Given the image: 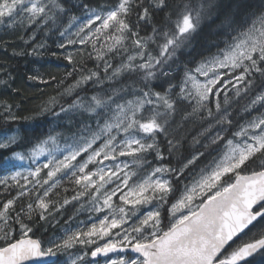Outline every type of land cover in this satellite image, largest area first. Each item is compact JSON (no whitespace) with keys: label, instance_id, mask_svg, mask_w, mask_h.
I'll list each match as a JSON object with an SVG mask.
<instances>
[{"label":"snow or ice","instance_id":"obj_1","mask_svg":"<svg viewBox=\"0 0 264 264\" xmlns=\"http://www.w3.org/2000/svg\"><path fill=\"white\" fill-rule=\"evenodd\" d=\"M78 7L85 10L86 16L82 20L71 17L60 31L58 48L64 50L63 58L75 66L80 61L67 49L91 46L87 55L89 59L94 56L98 64L95 71L83 74L82 70L65 94L72 95L89 82L111 84L86 103L77 95L67 109L61 106V113L80 109L88 121H95V127L80 122L82 127L70 138L71 143L65 142L62 158L52 157L26 176L19 172L12 175L18 185V178L25 185H34L35 199L26 208L15 207L18 197L0 204V264H85L84 257L89 254L92 258L107 257L106 264H264V114L240 125L238 121L234 124L228 111L229 92L236 97L248 95L254 77L264 78V16L260 17L259 28L252 24L234 29L235 34L215 56L199 63L190 61L195 66H185L183 77L174 83L177 76L173 72H179V68H173L177 53L196 32L199 12L193 16L187 6L178 5L166 27L153 26L152 34L142 37L141 22L152 23L153 10L167 9V0H148L147 6L145 0H116L99 11L87 4ZM68 11L60 0H0V24L13 27L27 20V26L34 28L49 21L54 24V12L58 15ZM134 12L137 19L132 22ZM35 39L34 32L25 44ZM38 50H45V45H34L27 54H37ZM116 57L120 62L114 65L111 60ZM127 78H133L131 84L124 83ZM28 79L48 83L38 74ZM0 85L7 86V81L0 80ZM158 86L162 91L154 90ZM257 104L264 108V94L256 96L247 111L250 113ZM2 107L0 118L4 123L21 119L13 112V105L4 103ZM205 113L216 125L215 134L202 145L205 151L196 150L190 158L183 157L176 167L165 163L152 167L147 161L149 155L154 154L160 162L166 160L161 137L167 141L166 150L171 156L174 143L169 137L176 116L180 114L182 121H187L197 116L204 119ZM212 126L210 123L205 132ZM24 139L19 129L0 131V170L15 168L14 161L25 159L17 150ZM49 142L55 143L56 137L49 135L40 141L31 155L39 157ZM206 156L210 159L201 165ZM125 157L151 170H128V164L120 159ZM45 169L46 178H42ZM58 173L70 176L79 186V195L93 198L94 211L108 210L110 215L99 219V226L92 223L87 230L44 240L35 237L33 212L40 210L39 220L51 214L52 201L47 198L55 183L47 189L44 185ZM181 181H186L183 190L176 187ZM110 184L115 186L108 188ZM118 193L123 206L115 208L113 197ZM30 195L32 192L24 190L18 194ZM165 204H169L167 223L161 214ZM145 205L150 206L148 210L136 215ZM129 212L135 217L131 224ZM253 228L256 231L247 240L235 239ZM114 229L119 230L114 233L118 239L113 238ZM104 237L108 240L97 244ZM77 245L89 251L72 259L71 250ZM88 264L99 262L94 259Z\"/></svg>","mask_w":264,"mask_h":264},{"label":"trees","instance_id":"obj_2","mask_svg":"<svg viewBox=\"0 0 264 264\" xmlns=\"http://www.w3.org/2000/svg\"><path fill=\"white\" fill-rule=\"evenodd\" d=\"M60 2L69 11L67 14L60 13L58 15L54 12L53 15H55L56 19L54 24L49 21L47 25L42 24L34 28H25L19 25L13 27L4 25L0 28V80L7 81V86L0 85V112H3L2 105L8 103L13 105V112L21 117V119L9 123H4L3 119L0 118V131L19 129L20 135L25 138L24 142L17 149L21 152L31 149L49 135H74L82 127L81 121L88 122L87 117L81 115V112H72L58 116L54 115V113H57V110L53 111L50 109L48 112H42L41 109L48 104L47 101L50 98L57 96L75 83L80 78L82 70L83 74H87L89 70H97L98 61H96L94 56L89 59L87 55L92 51L91 46H82L73 52L76 59L80 61L75 66L69 64L63 58L61 53L64 50L58 48V44L62 39L60 31L69 24L71 17H80L85 14V10L78 7V5L87 4L91 9L101 10L110 7L116 0H60ZM167 2L169 4L168 10H153L152 23L144 24L141 22L140 35L142 37L151 35L153 26L166 27L169 15L176 10L178 5L182 7L187 6L193 16L197 12L200 13V24L196 32L193 34L190 42L177 53L178 60L173 65V68H179V72H173V75L177 76V80L173 81L174 83L183 77L185 66H195L190 61L199 63L206 58L215 56L220 49L225 47V42L229 40V37L235 34L234 29L239 30L241 27L256 24L264 14V0H167ZM147 5L148 0H145V6ZM130 19L132 22L136 21L135 12ZM172 19L174 20L175 17L173 16ZM232 21L235 22L232 23ZM34 32L36 36L35 41L25 44V41L29 40V37ZM39 44H44L45 50H38L37 54H27L32 51L34 45ZM53 52H56L57 55L53 56ZM111 62L116 65L120 62V58L116 57ZM100 70L102 72V68ZM69 72H72L71 76L68 75ZM34 74H38L44 80H48V83L29 80L28 77ZM51 77H55V80H52ZM132 79L127 78L124 80V83L131 84ZM61 81L62 83H58ZM154 83L159 84L160 81H155ZM110 84L111 82H104L98 86L91 87L92 83H88L76 90L72 99H75L77 95H86L89 98L102 89L107 90ZM263 89L264 78L257 75L254 77V85L248 95L241 94L240 97H236L232 92L229 93V107L232 108L231 116L234 121H236L235 114L243 108L241 103L249 101V99L259 94ZM154 90L162 91L159 86ZM69 96H63L59 100H62L60 103L69 104L72 100L68 99ZM250 114L248 111L243 112L240 116L241 118H247ZM175 119L176 123L173 124L169 137L174 143V149L170 157L166 150L167 141L163 137L160 138L162 141L161 147L165 149L166 160L163 162L170 164L172 167H176L177 162L183 157L190 158V154L198 150L197 146L199 143L195 142L199 141L198 134L212 122L206 113L204 119H200L197 116L190 120L182 121L180 114ZM211 150L208 149V151ZM205 158L208 157L206 156L201 159V165L206 162L207 159ZM147 161H152V163L157 162L153 154L147 157ZM137 163L140 164L141 162L137 161ZM252 167L255 168V165ZM3 171L5 170H0L1 173ZM186 175L190 174L186 173ZM64 177L62 176L61 179H64ZM68 180L66 183L60 182L51 190L47 199H50L53 205H50L49 211L51 214L47 215L46 220H39V209L33 212L35 237L47 240L48 236L55 233L57 223L63 222L65 218L74 212L75 203L65 205L60 211L56 210V207L62 205L65 199L70 200L79 190V186L75 185L71 178H68ZM16 189L17 185L14 183H0V204L7 197L14 194ZM29 192H32V195L18 197L15 204L16 208L19 209L21 206L26 208L28 203L34 201L35 195L33 189H30ZM255 231V228L251 232L247 231L237 241L247 240L252 235V232Z\"/></svg>","mask_w":264,"mask_h":264},{"label":"rangeland","instance_id":"obj_3","mask_svg":"<svg viewBox=\"0 0 264 264\" xmlns=\"http://www.w3.org/2000/svg\"><path fill=\"white\" fill-rule=\"evenodd\" d=\"M93 10H97V9H93ZM97 11H99V10H97ZM85 16H86V12H85V14L83 16H80V17H77V18L82 20ZM263 16H264V14H263ZM16 25L28 28V26H27L28 25V21L24 20L22 23H17ZM255 25H256L257 28L260 27V19L257 21V23ZM3 26H4V24H0V28L3 27ZM75 30H76V27L74 26L72 28V31L75 32ZM82 46L83 45H76L75 47H69L67 51H70V52L73 53V52H75L77 49H79ZM101 75H103V72H101ZM105 82H109V81H105ZM89 83H91V82H89ZM74 84L75 83H73L72 85H74ZM72 85H70V86H72ZM98 85H100V84H93L92 83L91 87H95V86H98ZM83 86H85V85H82L81 87H83ZM78 89L79 88L75 89L73 94ZM73 94L69 96V98H68L69 100L72 99ZM261 94H264V89L259 94H257L256 96L261 95ZM63 96L64 97L68 96L67 94H65V91H63L60 94H58L57 96L53 97V98H55V103H52V99L53 98H50L47 101L48 104L46 105L47 108H46L45 112L50 111V109L53 110V111L57 110L56 112L59 113V115H65V114H69V113H72V112H81L80 109H73L71 112L61 113L60 112L61 106H63L65 109H67L68 106L70 104H72L73 100L76 99V98L75 99L73 98L69 104H62V103H60L62 100L61 101H59V100ZM256 96H253L247 102L245 101V102L241 103V106L243 108L240 109L235 114L236 121L233 120L234 124L238 121L240 125H243L247 121L253 119L254 117H257V116H260L261 114H264V108H261L259 106V104H257L255 109H253L250 112L251 114L249 115V117L241 118V116H240V115H242L243 112H248L247 109L251 105V101ZM79 97L82 98L83 102H85V103L87 102L88 98L86 97V95H81ZM129 98H131V97H129ZM229 102H230V100H229ZM64 105H66V106H64ZM44 108H45V106L43 107V109ZM231 110H232V108L229 107L228 108L229 113H231ZM54 117H56V116H54ZM88 123H92L93 127H95V121H88ZM209 124L198 134V138H199L200 142H199V145L197 146V149L199 151H204V148L202 147V145L208 143L210 137L215 134L216 125H215L214 121L211 122V124L213 125L211 130L205 132V129H209ZM235 130H236V127H233V131H235ZM201 133H204V135H201ZM52 136L56 137V142L55 143L49 142L48 144L44 145L45 151L39 157H33L31 155L33 147L31 149L27 150L26 152H22L24 154V156H25V159L14 161V163L16 164L15 168H12V169H10L8 171H3V173L0 172V181H5L6 180L7 182H11L12 184L13 183L16 184V182L11 179L12 175H14L16 172L21 173L22 176H26L30 170H34L37 166H40L43 163L47 162L48 159H51L52 157L62 158L61 154H62L63 150L66 147V143L65 142L67 141L68 143H71V139L70 138L73 135L69 136V135L56 134V135H52ZM213 154H215V153H213ZM153 157L155 158L154 154H153ZM120 159L125 161L128 164V170L136 171V172H140L141 169H143L144 172H148V171L151 170V169L147 168L146 164H142V163L138 164L137 161L134 160L131 157H125V158H120ZM207 159H210V157H208ZM148 162L152 163V161H148ZM159 163H165V162L157 161V162L152 163L151 165H152V167H156ZM46 171H47V169H45L44 171L41 172V177L42 178H46L45 177ZM62 176H65V175L63 173H58L57 176L54 177L52 181H49L48 185H44V189L49 188L53 183H55V187H56L60 182L61 183H66V182L69 181L68 178H70V176H65L64 179H61ZM18 179H19L20 183H19V185L16 184L17 185L16 192L14 194L10 195L9 197H7L3 202H5L8 199H12L14 197H19L18 194H19V192L21 190L29 192L30 189L34 188L33 184L25 185L24 180L22 178H18ZM30 179H32V178H30ZM185 182L186 181H181L179 184H176V187L179 188L180 190H183V185H184ZM187 182L190 183V181H187ZM21 185H24L23 189L21 188ZM114 186L115 185L110 184L107 187L108 188H112ZM53 188L54 187H52L51 190H53ZM42 191H43V189H41V192ZM79 192H80V189L73 196V197H78L77 199H73V197H72V198H70V200H68L69 203H67V204L63 203L62 205L56 207V210L60 211L63 207H65V205H68L70 203H75L74 212L72 214H70L67 218H65L63 220V222H58L57 223V229L55 230V233L50 235V236H48V239L49 238L59 239V238L65 237L66 235L71 234L72 232H75L77 230H87V228H89L92 223H96L99 226V219H103V217L105 215H110L108 210H104L103 212L94 211L93 198L90 195H87V194L79 195ZM34 195H35V193H34ZM118 195H119V193L117 194V197H113V203H114V207L115 208L123 206L122 203L118 199ZM171 202L172 201H169V204ZM169 204H165V205H163L161 207V214H162V218H164V220H165V223H167V219H168V213L166 212V209L169 207ZM125 207H126V209H129L131 206H125ZM149 207L150 206L145 205V206L139 208L137 210V212H136V215H140L142 212L147 211ZM129 216H131V219H129V224H131L133 222V220L135 219V217L132 216L131 212H129ZM124 227H128V225H124ZM117 231H119V230L118 229L112 230L113 238H115V239H118V237L114 236V233L117 232ZM107 240H108V237H104L103 240H99L98 239L97 240V244L102 245ZM89 247L90 248L94 247V245L93 246H89ZM82 251H89V248H85L84 246L77 245L76 248L71 250V258L75 259V257L77 255H81L82 254ZM122 255H125V254H122ZM126 255H128V254H126ZM114 256H112V257H114ZM107 259H108L107 257L103 258V259L99 258V259H97V261L99 262V264H106ZM92 260L93 259H91L90 254L84 257L85 264H88V262H90ZM78 264H79V262H78Z\"/></svg>","mask_w":264,"mask_h":264},{"label":"water","instance_id":"obj_4","mask_svg":"<svg viewBox=\"0 0 264 264\" xmlns=\"http://www.w3.org/2000/svg\"><path fill=\"white\" fill-rule=\"evenodd\" d=\"M248 230H245V233L247 232ZM245 233H241L239 234V236L237 238H235L236 240H238L239 238H241ZM131 254V253H129ZM112 255H115V254H109V256H112ZM103 256H100V257H97V258H102ZM92 258V257H91ZM97 258H92V259H97Z\"/></svg>","mask_w":264,"mask_h":264},{"label":"bare ground","instance_id":"obj_5","mask_svg":"<svg viewBox=\"0 0 264 264\" xmlns=\"http://www.w3.org/2000/svg\"><path fill=\"white\" fill-rule=\"evenodd\" d=\"M168 10V9H167ZM245 16V15H244ZM254 18V17H253ZM56 20V19H55ZM53 35V34H52ZM51 36V35H50ZM59 59V58H58ZM50 63V62H49ZM25 64V63H24ZM25 66V65H24ZM26 80V79H25ZM48 81V80H47ZM190 127H191V125H190ZM197 128V127H196ZM52 132V131H51ZM179 143V142H178ZM177 150V149H176ZM180 150V149H179ZM187 150H188V148H187ZM192 151V150H191ZM178 153V152H177ZM186 155V154H185ZM205 159H207V158H205ZM202 163V162H201ZM15 188V187H14ZM34 199V198H33ZM53 205V204H52ZM53 210H54V208H52Z\"/></svg>","mask_w":264,"mask_h":264}]
</instances>
